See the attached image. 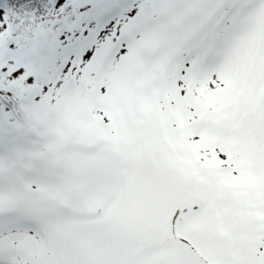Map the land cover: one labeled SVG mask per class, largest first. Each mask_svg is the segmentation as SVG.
I'll list each match as a JSON object with an SVG mask.
<instances>
[{"label":"snow or ice","instance_id":"snow-or-ice-1","mask_svg":"<svg viewBox=\"0 0 264 264\" xmlns=\"http://www.w3.org/2000/svg\"><path fill=\"white\" fill-rule=\"evenodd\" d=\"M0 264H264V0H0Z\"/></svg>","mask_w":264,"mask_h":264}]
</instances>
